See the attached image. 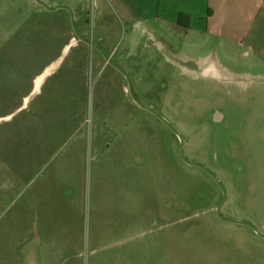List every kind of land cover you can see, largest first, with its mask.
Returning a JSON list of instances; mask_svg holds the SVG:
<instances>
[{
    "label": "rangeland",
    "instance_id": "1",
    "mask_svg": "<svg viewBox=\"0 0 264 264\" xmlns=\"http://www.w3.org/2000/svg\"><path fill=\"white\" fill-rule=\"evenodd\" d=\"M128 11L0 0V264H264V239L218 217L217 183L100 54L217 176L223 217L263 233L264 65Z\"/></svg>",
    "mask_w": 264,
    "mask_h": 264
},
{
    "label": "crops",
    "instance_id": "2",
    "mask_svg": "<svg viewBox=\"0 0 264 264\" xmlns=\"http://www.w3.org/2000/svg\"><path fill=\"white\" fill-rule=\"evenodd\" d=\"M117 1L125 12H129V5L134 6L165 31L186 37L194 33L207 40L215 38L240 45L264 65V0ZM207 59L201 62L200 69L212 64Z\"/></svg>",
    "mask_w": 264,
    "mask_h": 264
},
{
    "label": "water",
    "instance_id": "3",
    "mask_svg": "<svg viewBox=\"0 0 264 264\" xmlns=\"http://www.w3.org/2000/svg\"><path fill=\"white\" fill-rule=\"evenodd\" d=\"M102 55L104 56V58L107 60V62L115 67L117 70H119L126 78L127 80V83H128V90H129V93L132 97V99L134 100V102L139 105L140 107L152 112L153 114H155L167 127H169L174 133L175 135L179 138L180 140V156L182 158V160L188 164V165H191V166H195V167H198V168H201L203 169L206 173H208L212 178L213 180L217 183V185L219 186V188L221 189L222 191V200L220 202V204L218 205L217 207V215L218 217L223 220V221H226V222H232V223H237V224H242V225H245V226H248L249 228H251L255 233H257L260 237H262L264 239V233L259 231L256 227H254L252 224L250 223H247V222H244V221H239V220H231V219H225L223 217V215L221 214V208H222V205L224 204V202L226 201L227 199V192L224 188V186L222 185V183L220 182V180L217 178V176L212 173L209 169L205 168L204 166L202 165H199V164H194V163H191L189 162V160L186 158L185 154H184V139L181 135V133L179 132V130L174 126L172 125L168 120H166L162 115H160L157 111H155L154 109L148 107V106H145L143 105L136 97L134 91H133V88H132V84H131V80H130V77L129 75L121 68L119 67L117 64H115L109 56L105 55L102 53Z\"/></svg>",
    "mask_w": 264,
    "mask_h": 264
},
{
    "label": "flooded vegetation",
    "instance_id": "4",
    "mask_svg": "<svg viewBox=\"0 0 264 264\" xmlns=\"http://www.w3.org/2000/svg\"><path fill=\"white\" fill-rule=\"evenodd\" d=\"M100 56L104 59V62H105V64H106V67H111V68H113L114 70H116L117 72H119L124 78H125V76L119 71V70H117L115 67H113V66H111L108 62H107V60L104 58V56L103 55H101L100 54ZM126 79V78H125ZM132 84V83H131ZM133 88V87H132ZM127 89H128V87H127ZM128 92H129V90H128ZM130 94V93H129ZM131 96V95H130ZM132 98V97H131ZM134 101V100H133ZM212 121L214 122V123H216V124H220V123H223V121H224V117H223V115L220 113V112H216V113H214L213 115H212ZM209 175V174H208ZM210 176V175H209ZM211 177V176H210ZM212 178V177H211ZM213 179V178H212Z\"/></svg>",
    "mask_w": 264,
    "mask_h": 264
}]
</instances>
